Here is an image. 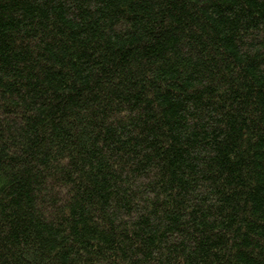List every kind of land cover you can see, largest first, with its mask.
I'll list each match as a JSON object with an SVG mask.
<instances>
[{
  "label": "trees",
  "instance_id": "1",
  "mask_svg": "<svg viewBox=\"0 0 264 264\" xmlns=\"http://www.w3.org/2000/svg\"><path fill=\"white\" fill-rule=\"evenodd\" d=\"M0 264H264V0H0Z\"/></svg>",
  "mask_w": 264,
  "mask_h": 264
}]
</instances>
